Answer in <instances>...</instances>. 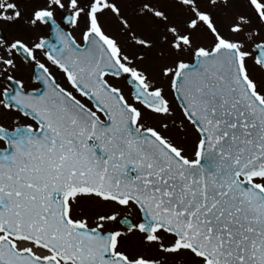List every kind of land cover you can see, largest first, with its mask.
Listing matches in <instances>:
<instances>
[{
	"label": "snow or ice",
	"instance_id": "obj_1",
	"mask_svg": "<svg viewBox=\"0 0 264 264\" xmlns=\"http://www.w3.org/2000/svg\"><path fill=\"white\" fill-rule=\"evenodd\" d=\"M0 264H264V0H0Z\"/></svg>",
	"mask_w": 264,
	"mask_h": 264
}]
</instances>
